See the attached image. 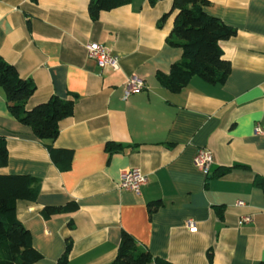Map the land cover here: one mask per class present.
<instances>
[{
  "label": "crops",
  "instance_id": "0c3cea01",
  "mask_svg": "<svg viewBox=\"0 0 264 264\" xmlns=\"http://www.w3.org/2000/svg\"><path fill=\"white\" fill-rule=\"evenodd\" d=\"M207 1L204 12L236 31L220 42L230 76L217 86L194 77L178 94L156 78L183 56L166 39L177 16L171 0H130L97 19L90 0H0V55L34 81L29 106L76 96L52 141L73 150L63 170L51 141L13 115L0 86V138L9 152L0 172L41 183L36 201L17 202V217L42 254L34 264H58L68 241V264H108L123 231L171 264L264 263V195L253 184L264 177V0ZM91 42L118 55L119 69L90 58ZM131 79L142 92L124 99ZM109 143L121 150L110 154ZM200 148L213 153L210 174L231 171L207 182L193 165ZM129 169L148 180L140 195L119 188ZM70 201L76 211L43 216L45 206ZM154 201L161 206L150 212ZM244 217L250 224H239ZM189 220L197 231L187 229Z\"/></svg>",
  "mask_w": 264,
  "mask_h": 264
},
{
  "label": "trees",
  "instance_id": "16d2710c",
  "mask_svg": "<svg viewBox=\"0 0 264 264\" xmlns=\"http://www.w3.org/2000/svg\"><path fill=\"white\" fill-rule=\"evenodd\" d=\"M130 0H90V13L97 19L102 11H113L126 6ZM171 10L177 13L173 30L168 35V45L181 48L183 56L179 62L172 63L167 75L158 73L156 78L161 87L173 93L180 94L183 88L194 77L203 79L204 83L215 86L224 83L230 76L231 65L223 55L220 42L230 40L235 35V29L227 26L222 20L213 18L204 12L207 0H171ZM166 18V16H165ZM164 18V19H165ZM162 19V20H164ZM0 86L4 88L7 103L13 115L23 124L33 128L36 135L48 143L53 161L63 170L72 165L73 150L56 147L52 143L60 133V122L73 113L75 98H62L53 95L49 100L29 106L36 85L30 78L22 77L17 68L0 55ZM121 146L107 145L110 154L118 153ZM9 152L6 139L0 138V168L8 163ZM231 168H222L209 173L210 179L228 174ZM253 184L263 191L264 177L255 178ZM40 180L28 174H11L0 172V264H34L42 254L34 247L31 232L17 217V202L19 200L36 201L40 194ZM149 211L159 210L161 202H151ZM79 208L76 201L64 205H48L42 209V214L49 219L53 216L74 212ZM220 210L217 209L219 214ZM72 241H68L58 264H68L72 249ZM171 264L167 261L154 259L150 252L134 240L133 236L123 231L116 257L108 264ZM264 264V263H262Z\"/></svg>",
  "mask_w": 264,
  "mask_h": 264
},
{
  "label": "built area",
  "instance_id": "2783aa9c",
  "mask_svg": "<svg viewBox=\"0 0 264 264\" xmlns=\"http://www.w3.org/2000/svg\"><path fill=\"white\" fill-rule=\"evenodd\" d=\"M88 56L90 58L95 59L99 66L102 68H109L114 71L119 69V56L112 54L110 48L105 44L99 42H91L87 45ZM143 84L140 83L137 79H131L128 84H126L123 88L124 92V99L130 97V95L138 92H142ZM261 128H257L254 130L255 134L260 133ZM213 153L205 150V148H200L197 150L196 158L193 160V165L199 169L204 175H209L212 162H213ZM121 184L119 188L124 189L126 191H130L131 193H135L140 195V190L142 187H145L148 183V180L145 176L142 175L139 169L133 170H125L121 173L120 176ZM238 206L243 207L245 206L244 202H239ZM252 217L246 218L244 217L239 221V224L246 223L250 224ZM194 221L189 220L186 222L187 229L191 230L192 232L197 231L195 227Z\"/></svg>",
  "mask_w": 264,
  "mask_h": 264
}]
</instances>
